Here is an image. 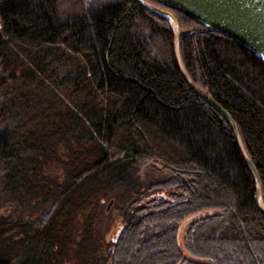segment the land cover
Returning a JSON list of instances; mask_svg holds the SVG:
<instances>
[{"label":"trees","instance_id":"obj_1","mask_svg":"<svg viewBox=\"0 0 264 264\" xmlns=\"http://www.w3.org/2000/svg\"><path fill=\"white\" fill-rule=\"evenodd\" d=\"M146 1L176 18L184 70L234 120L264 204V63ZM160 191L183 200L141 205ZM256 193L167 18L136 0H0V264H264ZM208 211L188 258L180 225ZM105 218L117 232L101 237Z\"/></svg>","mask_w":264,"mask_h":264},{"label":"water","instance_id":"obj_2","mask_svg":"<svg viewBox=\"0 0 264 264\" xmlns=\"http://www.w3.org/2000/svg\"><path fill=\"white\" fill-rule=\"evenodd\" d=\"M146 9L167 18L174 32V53L179 70L187 85L200 98L218 109L231 123L240 150L257 183L256 205L264 213L261 182L252 161L248 157L237 126L232 117L210 96L198 89L187 76L179 50V25L172 13L136 0ZM168 9L184 14L206 30L224 35L237 42L264 63V0H153Z\"/></svg>","mask_w":264,"mask_h":264},{"label":"rangeland","instance_id":"obj_3","mask_svg":"<svg viewBox=\"0 0 264 264\" xmlns=\"http://www.w3.org/2000/svg\"><path fill=\"white\" fill-rule=\"evenodd\" d=\"M179 34H180V29H179ZM261 198H262V194H261ZM153 200H158V201H160V202H169V203H171V204H174V203H178V202H180V201H182L183 199H181V198H179L178 196H177V192H175V191H168V192H166V191H160V192H156V193H154V194H152V195H150L149 197H148V199H146L141 205L142 206H147L148 205V203L150 202V201H153ZM262 204H263V202H262ZM263 206H264V204H263ZM214 212H210V211H208V212H202V213H199V214H196V215H194V216H191V217H189L188 219H186L181 225H180V228H179V233H178V244H179V246H180V248H181V251H182V253L186 256V257H188V258H193L191 255H189L188 253H186L185 251H184V249H183V247H184V240H185V236H186V232H187V229H188V227L190 226V224H192L193 222H195V221H197V220H199V219H201V218H204V217H206V216H209V215H212ZM109 220L110 219H106L105 218V220L103 221V223H102V229H101V231H100V236L101 237H105L106 235H108V230H109ZM112 220L114 221V219H113V217H112ZM111 221V220H110ZM112 221V222H113ZM112 225H113V223H112ZM115 226V225H114ZM113 226V227H114ZM109 231H111L109 234H115L117 231H116V228L115 229H112V230H109ZM115 236V235H114Z\"/></svg>","mask_w":264,"mask_h":264}]
</instances>
